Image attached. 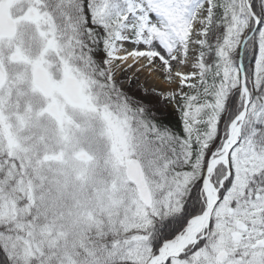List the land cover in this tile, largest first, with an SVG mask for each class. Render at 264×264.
<instances>
[{
	"label": "snow or ice",
	"instance_id": "snow-or-ice-1",
	"mask_svg": "<svg viewBox=\"0 0 264 264\" xmlns=\"http://www.w3.org/2000/svg\"><path fill=\"white\" fill-rule=\"evenodd\" d=\"M0 264H264V0H0Z\"/></svg>",
	"mask_w": 264,
	"mask_h": 264
}]
</instances>
